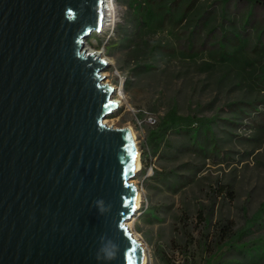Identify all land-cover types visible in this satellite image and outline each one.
<instances>
[{
	"label": "water",
	"instance_id": "1",
	"mask_svg": "<svg viewBox=\"0 0 264 264\" xmlns=\"http://www.w3.org/2000/svg\"><path fill=\"white\" fill-rule=\"evenodd\" d=\"M106 0H0V264H142L129 128L85 48Z\"/></svg>",
	"mask_w": 264,
	"mask_h": 264
},
{
	"label": "rangeland",
	"instance_id": "2",
	"mask_svg": "<svg viewBox=\"0 0 264 264\" xmlns=\"http://www.w3.org/2000/svg\"><path fill=\"white\" fill-rule=\"evenodd\" d=\"M144 2L112 0L115 17L85 45L109 64L102 74L119 104L104 122L129 128L147 164L132 180L141 203L129 228L148 264H264L254 252L249 261L226 250L221 236L223 226L245 229L264 203V11L237 0H196L186 26L206 15L209 30L221 33L189 59L177 54L169 30L140 28L137 3ZM156 42L170 43L176 54L151 52ZM173 106L182 116L216 117L215 154L203 156L184 132L158 137ZM256 238H264V224L242 242Z\"/></svg>",
	"mask_w": 264,
	"mask_h": 264
},
{
	"label": "trees",
	"instance_id": "3",
	"mask_svg": "<svg viewBox=\"0 0 264 264\" xmlns=\"http://www.w3.org/2000/svg\"><path fill=\"white\" fill-rule=\"evenodd\" d=\"M135 1L136 0H132V2ZM182 2L183 0H174L171 2L169 0H145L144 3H137V5H139L137 10L139 9L140 13L144 10V14L140 17L142 22L140 28L143 25L147 32L154 34L169 30V33L173 35L172 40L177 49V54L183 58L195 59L204 53L207 46V40L212 37H217L221 32L216 27H210L209 30L207 25L212 19L206 18V15L199 16L195 21L191 22L192 26L190 28L187 27L186 23L188 17L192 11H195L196 0H192L187 6L182 5ZM226 4H228V1ZM237 5H253L254 10L264 11V0H237ZM205 30L208 31L205 33ZM237 36L238 35L236 34L235 38H237ZM208 45H210L209 47L213 46L211 45V42H209ZM175 47H170V43H164L162 45L161 43L156 42L152 44L151 52L159 49L163 51L166 50L171 54H176V50L173 49ZM225 51L226 48L223 52ZM223 59L224 58H222V60ZM241 112L244 115H247L246 111ZM262 117L264 119V116ZM215 121L216 117L198 118L191 115L182 116L177 107L173 106L164 116L159 125L158 137L171 134V132H184L185 134L190 135L194 148H196L203 156L209 153L215 154L217 151V142L212 127ZM145 162L146 161L143 158V165L141 163L143 168L147 167ZM263 224L264 203L261 205L259 213L248 220V225L242 231L234 233L230 225L221 228L224 230L221 235H224V243L222 244L223 248L227 247L226 250L236 251L249 261V256L253 257V252L258 256H255L254 259L264 258V238H256L249 242H242L244 236L247 235L253 227L263 226ZM223 248L221 247V249ZM165 264L172 263L166 260ZM233 264H242V262L235 261Z\"/></svg>",
	"mask_w": 264,
	"mask_h": 264
},
{
	"label": "bare ground",
	"instance_id": "4",
	"mask_svg": "<svg viewBox=\"0 0 264 264\" xmlns=\"http://www.w3.org/2000/svg\"><path fill=\"white\" fill-rule=\"evenodd\" d=\"M111 2H112V0H106L105 1V4H106V9H105V12H104L105 20H104L102 28H104L106 23L109 21L108 19H112L113 17H115V8L111 7ZM89 53L93 54L94 52L93 53L89 52ZM94 55L96 56V55H98V53H94ZM102 76H104V74H102ZM116 102L118 103V100H116ZM104 123L106 124V122H104ZM132 136H133V139H134L135 137H134L133 133H132ZM134 145H135V150H136V152H135V155H136V171H137V173H139L141 168H142V165H141V161H140V154H139L138 148L136 146V141L135 140H134ZM136 190H137V193H136V209L138 211V209L140 208V203H141V195H140V192L138 191V189H136ZM131 220H129V221H131ZM128 222L126 223V225L128 227H130L132 225V222L131 223L130 222L128 223ZM144 250H145V252H144V257H143V263L142 264H148L146 248H144Z\"/></svg>",
	"mask_w": 264,
	"mask_h": 264
},
{
	"label": "built area",
	"instance_id": "5",
	"mask_svg": "<svg viewBox=\"0 0 264 264\" xmlns=\"http://www.w3.org/2000/svg\"><path fill=\"white\" fill-rule=\"evenodd\" d=\"M151 120V119H150Z\"/></svg>",
	"mask_w": 264,
	"mask_h": 264
}]
</instances>
